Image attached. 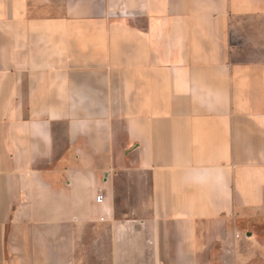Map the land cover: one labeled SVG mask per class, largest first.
<instances>
[{
  "label": "crops",
  "instance_id": "obj_1",
  "mask_svg": "<svg viewBox=\"0 0 264 264\" xmlns=\"http://www.w3.org/2000/svg\"><path fill=\"white\" fill-rule=\"evenodd\" d=\"M0 264H264V0H0Z\"/></svg>",
  "mask_w": 264,
  "mask_h": 264
},
{
  "label": "built area",
  "instance_id": "obj_2",
  "mask_svg": "<svg viewBox=\"0 0 264 264\" xmlns=\"http://www.w3.org/2000/svg\"><path fill=\"white\" fill-rule=\"evenodd\" d=\"M102 199H103L102 196L97 198V200H98L99 203H101L103 201Z\"/></svg>",
  "mask_w": 264,
  "mask_h": 264
}]
</instances>
